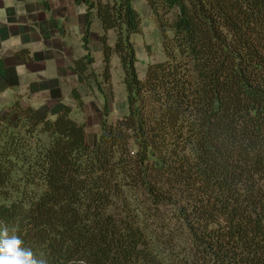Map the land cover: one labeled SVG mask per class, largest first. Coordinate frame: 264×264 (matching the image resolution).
I'll list each match as a JSON object with an SVG mask.
<instances>
[{
  "label": "trees",
  "instance_id": "trees-1",
  "mask_svg": "<svg viewBox=\"0 0 264 264\" xmlns=\"http://www.w3.org/2000/svg\"><path fill=\"white\" fill-rule=\"evenodd\" d=\"M75 1L86 54L74 68L96 78L97 16L101 76L116 56L127 112L109 123L105 102L90 145L71 106L53 118L19 97L0 107V224L48 264H264V0H147L165 59L143 79L132 0Z\"/></svg>",
  "mask_w": 264,
  "mask_h": 264
},
{
  "label": "crops",
  "instance_id": "crops-1",
  "mask_svg": "<svg viewBox=\"0 0 264 264\" xmlns=\"http://www.w3.org/2000/svg\"><path fill=\"white\" fill-rule=\"evenodd\" d=\"M85 11L86 6L75 0H0L1 107L19 97L23 105L51 118L63 106L73 107L72 90L82 82L73 61L86 54ZM93 26L90 47L94 40L100 50L97 16ZM21 50L30 61L16 55Z\"/></svg>",
  "mask_w": 264,
  "mask_h": 264
},
{
  "label": "rangeland",
  "instance_id": "rangeland-1",
  "mask_svg": "<svg viewBox=\"0 0 264 264\" xmlns=\"http://www.w3.org/2000/svg\"><path fill=\"white\" fill-rule=\"evenodd\" d=\"M132 5L141 18V32L133 34L131 41L134 44L137 59L135 63L136 71L138 77L143 79L150 63L165 59L162 47V33L147 0H132ZM91 31L95 33L96 29L94 26ZM109 36L110 42L113 43L114 32L110 31ZM90 51L95 59L92 67L96 73V78L89 81H83L82 79L81 84L74 87L80 94L82 105L79 106L73 97L74 105L73 107L71 106L70 116L75 121L86 124V142L92 145L100 131L103 104L107 102L108 105L107 122L113 123L127 112V100L119 59L113 56L111 61V80L109 83H104L101 76L103 54L101 49L96 48L94 40H92Z\"/></svg>",
  "mask_w": 264,
  "mask_h": 264
},
{
  "label": "clouds",
  "instance_id": "clouds-1",
  "mask_svg": "<svg viewBox=\"0 0 264 264\" xmlns=\"http://www.w3.org/2000/svg\"><path fill=\"white\" fill-rule=\"evenodd\" d=\"M18 233L17 226L0 224V264H48L42 254L24 245Z\"/></svg>",
  "mask_w": 264,
  "mask_h": 264
}]
</instances>
